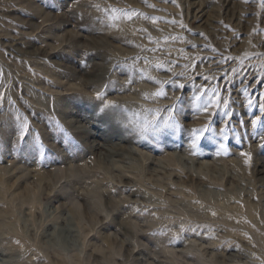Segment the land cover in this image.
<instances>
[{"label":"rangeland","instance_id":"1","mask_svg":"<svg viewBox=\"0 0 264 264\" xmlns=\"http://www.w3.org/2000/svg\"><path fill=\"white\" fill-rule=\"evenodd\" d=\"M142 1L0 0V264H264V0Z\"/></svg>","mask_w":264,"mask_h":264},{"label":"bare ground","instance_id":"2","mask_svg":"<svg viewBox=\"0 0 264 264\" xmlns=\"http://www.w3.org/2000/svg\"><path fill=\"white\" fill-rule=\"evenodd\" d=\"M96 1H98V2H100L101 3V1L106 5V3L108 2H115L116 3V5L118 4V3H121V5H123V4H125V5H132V7H133V5H134V7H135V10L137 9H142V10H140V12L141 13H139V14H141L140 15V17L142 16V17H145V15L143 14V12L145 13H148V14H155V12H154V9H151L150 11H146L147 10V8H145L144 7V5L142 4L141 5V1L142 0H96ZM92 2V1H91ZM143 2V1H142ZM89 3V2H88ZM99 3V4H100ZM120 5V6H121ZM85 6V5H84ZM95 6V5H94ZM81 7H83L82 5H81ZM100 7V6H99ZM99 7H97V8H99ZM103 7H105V6H103ZM107 7V6H106ZM127 7V6H126ZM131 7V8H132ZM136 7H138V8H136ZM124 8V7H123ZM130 8V9H131ZM118 9V8H117ZM133 9V8H132ZM136 10V11H137ZM36 11V10H35ZM85 11V10H84ZM135 12V11H134ZM39 13V12H38ZM124 13V12H123ZM132 13H133V11H132ZM84 14V13H83ZM138 14V15H139ZM153 14V15H154ZM43 16V15H42ZM41 16V17H42ZM48 16V15H47ZM93 17V16H92ZM139 17V18H140ZM153 18V17H152ZM48 19V18H47ZM149 19H151V18H149ZM98 20H99V18H98ZM102 20H104V22H106L105 23V25H102L103 26V28H100V27H102V26H99V29H98V31H99V34L100 35H102V37L104 38V42L106 43V44H109L110 46H112V47H114V45L112 44L114 41H116V42H120L121 44H123V45H127L128 47H133V48H136L137 47V45L139 46V44H136L135 43V41L134 40H136V39H134L133 40V38H134V36H133V34H131V33H129V31H127V29H129L130 28V26H128L129 28H125L124 27V25L122 24V23H118L117 22V19H116V21L114 20H112L114 23H110V22H107L106 21V19L105 18H102ZM152 20V19H151ZM150 20V21H151ZM120 22L121 21H123L124 22V20H119ZM102 22V21H101ZM104 24V23H103ZM153 26L154 24L153 23H151V24H149V23H147V26ZM47 26H49V28H50V26H52V25H47ZM92 26V25H91ZM148 26V27H149ZM98 27V26H97ZM45 28V27H44ZM43 29V28H42ZM97 28H96V26H95V30H96ZM132 29H134V28H132ZM131 29V30H132ZM138 30V29H137ZM95 35H97V33H95ZM48 36V35H47ZM141 36V35H140ZM50 37V36H49ZM52 37V36H51ZM135 37H137V36H135ZM139 38V37H138ZM137 38V39H138ZM139 40V39H138ZM137 41V40H136ZM139 43V42H138ZM30 47H32V46H30ZM95 49H97V50H102V48L101 47H99V46H95ZM138 49H139V47L136 49L137 51H138ZM40 50V48H33L29 53H32V54H36V52H38ZM96 53V52H95ZM128 53H130V51L128 52ZM131 53H133V52H131ZM100 55H102L103 56V54H100ZM124 55V54H123ZM146 55V54H145ZM104 56H106V55H104ZM129 58V57H128ZM149 58V57H148ZM150 58H152V57H150ZM154 58V57H153ZM140 59V58H139ZM144 59V58H143ZM141 60V59H140ZM171 60H173V59H171ZM155 61V60H154ZM209 61V60H208ZM211 61V60H210ZM213 61V60H212ZM180 62H181V60H180ZM57 64L59 65V66H61L62 64H60V63H58L57 62ZM47 66V65H46ZM49 66H51V65H49ZM63 66V65H62ZM156 66H158V65H156ZM175 66V65H174ZM211 66V65H210ZM54 66H52L51 68H53ZM55 67H58V66H55ZM147 67V66H146ZM152 67V66H151ZM154 67H155V65H154ZM38 68H40V67H38ZM43 68H44V66H43ZM66 68H69V67H66ZM93 68H95V70L93 71V77H95V78H104V76L107 74V73H109V72H111L112 71V68L113 67H109V66H107V65H102V64H98V63H95L94 64V67ZM121 69H123L122 67H120ZM153 68V67H152ZM41 69V68H40ZM45 70H46V72H44V74H46L49 78H51L50 76H54V77H57V75H52V73H54V72H52V69H50V68H44ZM43 69V70H44ZM178 69V68H177ZM37 70V69H36ZM42 70V69H41ZM40 70V71H41ZM53 70H55V68H53ZM58 70V69H57ZM116 70V69H115ZM124 70V69H123ZM147 70H148V68H147ZM173 71V70H172ZM177 72H178V70H176ZM29 72V71H28ZM42 72V71H41ZM40 72V73H41ZM55 72H58L59 73V70L58 71H55ZM64 72H67L66 70H65V67L64 68H62V70H61V72L60 73H64ZM71 72V71H70ZM198 72V71H197ZM30 73V72H29ZM28 73V74H29ZM43 73V72H42ZM144 73V72H143ZM143 73H142V75H143ZM146 73V72H145ZM144 73V75L146 76V78L148 79V80H153L155 77H157L156 75H155V70L153 69V71L152 70H149V71H147V73H149V75L148 74H145ZM30 74H32V73H30ZM43 74V75H44ZM195 74V73H194ZM32 75H34V74H32ZM32 75H31V77H32ZM42 75V74H41ZM63 75V74H62ZM171 75V74H170ZM35 76H37V80L39 81V79H42V77L39 75V73L37 74V75H35ZM132 77V76H131ZM149 77H151L152 79H149ZM165 77V76H164ZM35 78V77H34ZM92 78V77H91ZM161 78H163V77H161ZM94 79V78H93ZM139 78L137 77V80H138ZM165 79V78H164ZM56 80V79H55ZM68 80H69V78H68ZM132 80H133V78H132ZM171 80V79H170ZM67 82V81H66ZM140 81H135V83L137 84V86H134V87H131V85L132 84H128V85H126L127 87H124L125 89H123V87H122V90L124 91V90H127L126 92H131V93H138L137 95H139V94H141V93H143L146 89H148V87H146L145 86V82L144 81H142V83H139ZM64 83V82H63ZM69 83H71V82H69ZM134 83V82H133ZM111 84H113V83H110V85ZM116 84V83H115ZM120 84H122V83H120ZM65 85V84H64ZM117 85H119L118 83H117ZM116 85V86H117ZM66 87H68V86H66ZM74 87H76V86H73L72 87V85H69V89H68V91L69 90H73V89H75ZM112 87H114V86H112ZM119 87H120V85H119ZM65 88V87H64ZM77 88V87H76ZM116 88V87H115ZM118 88V87H117ZM79 88H77L76 90H78ZM118 89H120V88H118ZM122 91V92H123ZM125 92V91H124ZM117 93V92H116ZM116 93H114V94H116ZM118 94V93H117ZM120 94H122V93H120ZM130 94V93H129ZM132 95V94H131ZM261 97V96H260ZM151 102V101H150ZM14 108V107H13ZM35 110V109H34ZM38 110V109H37ZM10 111V110H9ZM23 114H21V112L19 111H15V109L14 110H11L9 113H8V115H3V117H2V119L4 120L3 122H4V124H6V125H4L3 126V129H4V131L5 132H7V133H11L12 132V130H13V123H11L12 121L10 120L11 118L13 119V120H17V119H21L23 116H22ZM25 118V117H24ZM23 119V118H22ZM21 119V120H22ZM19 121V120H17V121H19V123L20 122H22V121ZM23 120H26V119H23ZM24 122H26V121H24ZM23 122V123H24ZM14 124H15V122H14ZM23 125V124H22ZM18 126V125H17ZM21 128H22V126H21ZM24 130V129H23ZM3 131V132H4ZM14 131V130H13ZM39 131H40V129H39ZM2 132V133H3ZM4 132V133H5ZM18 132V131H17ZM14 133V132H13ZM20 133V132H19ZM12 134V133H11ZM88 135V134H87ZM89 136V135H88ZM95 149H96V146L94 147ZM112 152V151H111ZM76 170V169H75ZM86 171H87V169H86ZM75 172V171H74ZM27 173H29V172H27ZM26 175V174H25ZM29 176V178H30V174H28ZM0 182L1 183H3L2 182V179H1V174H0ZM59 177L58 176H56L55 178H48V180L47 181H44V182H40L39 184H37V188H38V190L40 191V192H42V193H46V192H50V193H52V192H55L57 189H58V187H59ZM9 188H14V186H15V183H13V184H8L7 185ZM60 187L62 188V189H64L65 188V185L64 184H61L60 185ZM94 191V190H93ZM73 193L74 192H71V199H70V201H71V204H72V206H73V209H72V211H73V213H78L79 212V209H80V203H79V201H78V199H80L78 196H76V195H78V194H76V195H73ZM21 198H22V200L24 201V202H31L30 200H32V193H31V191L29 190V189H26L25 191H23V192H21ZM93 194H95L94 192H93ZM0 199L3 197V192H2V190L0 189ZM93 196H95L96 198H98V199H102L103 197L105 198V197H107L108 198V196H106V193H104L103 195L101 194V193H97V195H93ZM55 198H56V196H54ZM81 198H85L84 196L83 197H81ZM106 198V199H107ZM111 199V198H110ZM133 199V198H132ZM80 215V214H79ZM89 217H92L93 219H96V220H100V218H98V214L96 215V213H91V214H89ZM126 219H127V217H126ZM127 222H128V220H127ZM3 225V224H2ZM124 231L125 232H131V230H130V228L127 226V228L125 229L124 228ZM135 233V232H134ZM130 235V234H129ZM132 235V234H131ZM107 237H104V239H106ZM106 242L109 244V238H107V240H106ZM58 264H66L63 260L62 261H58ZM77 264H81L79 261L77 262Z\"/></svg>","mask_w":264,"mask_h":264},{"label":"snow or ice","instance_id":"3","mask_svg":"<svg viewBox=\"0 0 264 264\" xmlns=\"http://www.w3.org/2000/svg\"><path fill=\"white\" fill-rule=\"evenodd\" d=\"M112 12H117V11H123V10H118V9H112L111 10ZM125 15H128V18L131 19V15L129 13H124ZM157 67H161L160 65H158ZM149 79H152L151 77H149ZM133 82V80L130 78L127 83L128 84H131ZM157 83H160L159 81H157ZM168 83H174L173 81H169ZM180 88H183L184 86L183 85H179ZM156 95L158 96H162V95H166V93L161 90V91H158L157 93H155ZM103 96H104V93H101V92H97L96 94V98L97 99H103ZM181 98L178 97L177 100L179 101ZM249 103L251 104V101H249ZM116 107H119L118 105H115L114 102H111V101H108L104 104V106L100 109L101 112H104L106 108H116ZM178 107L177 103H174L172 105V107L169 109V111L171 112L173 109H176ZM207 110V109H205ZM260 111L262 113H264V104H261L260 105ZM227 114V113H226ZM169 119H172V117H169ZM259 122V117H257L256 119H254L252 121V124L253 126H255L257 123ZM241 123H243V121H241ZM195 131V130H194ZM196 139H199V137H196ZM262 147H264V145H262Z\"/></svg>","mask_w":264,"mask_h":264}]
</instances>
